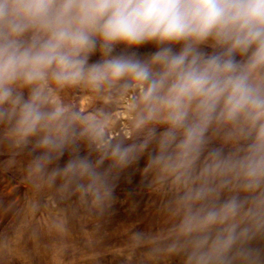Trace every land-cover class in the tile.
Returning a JSON list of instances; mask_svg holds the SVG:
<instances>
[{
	"label": "clouds",
	"instance_id": "clouds-1",
	"mask_svg": "<svg viewBox=\"0 0 264 264\" xmlns=\"http://www.w3.org/2000/svg\"><path fill=\"white\" fill-rule=\"evenodd\" d=\"M147 44L158 50L146 58L114 54ZM122 80L142 85L140 125L163 126L150 129V165L182 190L169 250L186 264H264L251 244L264 236V0H0V122H12L18 143L43 133L35 170L76 135V114L44 110L43 85ZM213 137L231 147L210 146ZM146 146L116 145L112 156L123 167ZM52 176L100 179L82 156Z\"/></svg>",
	"mask_w": 264,
	"mask_h": 264
},
{
	"label": "rangeland",
	"instance_id": "rangeland-1",
	"mask_svg": "<svg viewBox=\"0 0 264 264\" xmlns=\"http://www.w3.org/2000/svg\"><path fill=\"white\" fill-rule=\"evenodd\" d=\"M157 50L153 44L135 49L117 45L114 54L134 51L146 58ZM99 58L97 52L91 60ZM43 87L44 110L76 114L77 119L68 121L76 135L62 157L52 153L51 162L37 171L33 160L42 153L37 141L43 133L18 143L12 122H0V264H186L184 252L169 250L182 190L171 176L150 165L157 151L150 129L159 132L163 126L140 125L142 85L122 80L100 87L58 86L48 81ZM16 90L28 96V88ZM86 128L89 132L81 135ZM138 143L147 146L136 160L118 166L113 147ZM210 146L231 147L216 137ZM77 156L91 161L100 177L97 183L88 176H52ZM81 184H92L93 190L82 192ZM97 189L102 197L105 189L110 195L97 200ZM251 244L264 249V236Z\"/></svg>",
	"mask_w": 264,
	"mask_h": 264
}]
</instances>
